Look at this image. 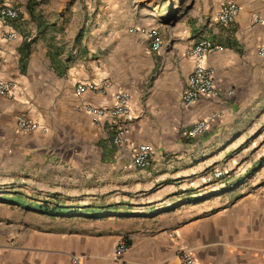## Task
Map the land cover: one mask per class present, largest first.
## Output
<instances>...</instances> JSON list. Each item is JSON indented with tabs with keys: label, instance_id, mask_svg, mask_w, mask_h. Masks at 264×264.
I'll use <instances>...</instances> for the list:
<instances>
[{
	"label": "crops",
	"instance_id": "obj_1",
	"mask_svg": "<svg viewBox=\"0 0 264 264\" xmlns=\"http://www.w3.org/2000/svg\"><path fill=\"white\" fill-rule=\"evenodd\" d=\"M9 2L19 17L0 20V79L15 90L0 95V264H112L118 244L128 248L122 264H182L181 247L195 264H264V145L252 146L264 137L255 111L264 103V0H202L198 18L168 39L138 16L103 20L92 0ZM230 2L240 12L222 25L217 13ZM152 27L164 41L157 50ZM200 38L224 48L206 60L223 96L186 106L188 51ZM80 82L111 85L77 95ZM122 90L133 120L94 124L85 106H111ZM214 112L204 134L188 135ZM19 115L39 128L21 132ZM142 143L155 155L137 168ZM217 169L228 176L206 182ZM44 202L49 210L25 206Z\"/></svg>",
	"mask_w": 264,
	"mask_h": 264
},
{
	"label": "built area",
	"instance_id": "obj_2",
	"mask_svg": "<svg viewBox=\"0 0 264 264\" xmlns=\"http://www.w3.org/2000/svg\"><path fill=\"white\" fill-rule=\"evenodd\" d=\"M10 0H0V20L17 19L19 17V10L10 4ZM240 12V6L235 2H230L223 5L217 13V21L222 25L232 24ZM6 40L16 38V32H4L2 34ZM147 36L152 44L153 49H160L163 45V37L159 28L152 27L147 31ZM222 45L215 44L209 39L200 38L188 51L189 55L194 61L192 72L188 79V84L183 93L182 102L186 106L193 105L199 98L203 96H212L214 98H221L220 90L216 87L212 71L206 64L207 57L217 51L223 50ZM261 54H264L262 50ZM2 59L0 58V67ZM111 84L109 82H80L76 85L75 93L82 95L86 91H93L104 93L105 89ZM234 93L230 90L225 96L230 97ZM0 95L13 98L15 96L14 85L10 81L0 79ZM131 96L127 91H117L113 95V104L111 106H97L87 104L86 111L91 115L94 124L100 125L105 118L124 119L126 121L133 120L131 112ZM219 117V113L214 112L208 117L198 120L187 130L191 137H199L204 134L211 126L212 122ZM17 126L21 132L29 133L37 130L39 125L31 121L25 115H19L17 118ZM126 129L123 126L116 130L113 141L116 144H122L125 141ZM155 155V151L149 144H139L132 157V161L137 168L148 167ZM228 171L217 169L206 175V182H213L216 179H223L228 176ZM128 251L125 244H118L113 252L112 264H122V257ZM177 257L182 264H195V258L192 253L186 248L181 247L177 251ZM77 262V258H74Z\"/></svg>",
	"mask_w": 264,
	"mask_h": 264
},
{
	"label": "rangeland",
	"instance_id": "obj_3",
	"mask_svg": "<svg viewBox=\"0 0 264 264\" xmlns=\"http://www.w3.org/2000/svg\"><path fill=\"white\" fill-rule=\"evenodd\" d=\"M79 0H66V8H72ZM86 0H80L81 3H85ZM90 1V0H88ZM93 3L103 6L102 19L109 22L113 19L119 18H133L138 16L142 20V23H151L158 26L164 31L166 39L170 34V30L176 27L182 29L183 26L189 25L194 22L198 17L199 5L203 4L202 0H92ZM132 24V19H130ZM112 24V23H111ZM129 23H127V29H130ZM131 26V25H130ZM109 26L108 29H110ZM255 111L263 116L264 119V103L255 108ZM254 142V143H253ZM264 145V137L252 141L253 147H261ZM6 204L13 208H17V204L8 198ZM32 203H26L28 208ZM40 204V203H39ZM50 207V203L44 202ZM27 210V209H25ZM70 209L68 207L63 208V211L67 213ZM84 215V212L82 213ZM24 218H28V215L23 214Z\"/></svg>",
	"mask_w": 264,
	"mask_h": 264
},
{
	"label": "trees",
	"instance_id": "obj_4",
	"mask_svg": "<svg viewBox=\"0 0 264 264\" xmlns=\"http://www.w3.org/2000/svg\"><path fill=\"white\" fill-rule=\"evenodd\" d=\"M30 209H34V210H49L50 207H48L47 204H30L29 205ZM61 207V206H59Z\"/></svg>",
	"mask_w": 264,
	"mask_h": 264
}]
</instances>
